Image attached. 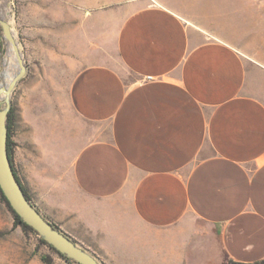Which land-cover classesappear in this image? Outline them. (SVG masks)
<instances>
[{
	"label": "crops",
	"instance_id": "obj_1",
	"mask_svg": "<svg viewBox=\"0 0 264 264\" xmlns=\"http://www.w3.org/2000/svg\"><path fill=\"white\" fill-rule=\"evenodd\" d=\"M189 12L133 8L68 83L86 127L43 216L103 264L264 260V6Z\"/></svg>",
	"mask_w": 264,
	"mask_h": 264
},
{
	"label": "rangeland",
	"instance_id": "obj_2",
	"mask_svg": "<svg viewBox=\"0 0 264 264\" xmlns=\"http://www.w3.org/2000/svg\"><path fill=\"white\" fill-rule=\"evenodd\" d=\"M151 3L167 6L185 20L192 17L193 0L191 5L190 0H0V12L9 19L26 64L10 97L13 165L31 202L47 218L55 212L48 203L53 199L49 190L65 182L67 165L80 143L77 129L86 127L70 110L68 83L90 61L98 35L133 8ZM258 4L264 6V0ZM3 48L0 29V74L6 69ZM0 83H5L2 76ZM39 237L14 225L0 196V264H45L40 254L48 255L51 264H78Z\"/></svg>",
	"mask_w": 264,
	"mask_h": 264
},
{
	"label": "water",
	"instance_id": "obj_3",
	"mask_svg": "<svg viewBox=\"0 0 264 264\" xmlns=\"http://www.w3.org/2000/svg\"><path fill=\"white\" fill-rule=\"evenodd\" d=\"M0 29L4 40L2 53L6 56L8 50H10L17 66L9 82L6 85H0V190L19 217L59 253L78 264H103L43 216L31 200L27 199L14 174L7 153L8 130L6 118L11 108L10 97L12 91L24 77L26 64L14 29L9 19L1 12Z\"/></svg>",
	"mask_w": 264,
	"mask_h": 264
},
{
	"label": "trees",
	"instance_id": "obj_4",
	"mask_svg": "<svg viewBox=\"0 0 264 264\" xmlns=\"http://www.w3.org/2000/svg\"><path fill=\"white\" fill-rule=\"evenodd\" d=\"M11 115H12V107L10 108L8 114H7V118H6V124H7V130H8V135H7V153H8V157L11 163V166L13 168L14 174L18 180V182L20 183L25 196L27 197V199H30V196L26 190V188L24 187V185L21 183L15 167L13 165V159H12V145H13V141L11 140ZM0 196L1 198L5 201V203L7 204L8 208L11 210L13 217H14V225H20L22 227V229L24 231H32L34 233H36L29 225H27L20 217L19 215L11 208V206L9 205L6 197L4 196V194L2 193V191L0 190ZM56 228L59 229V227H57V225H55L54 223H52ZM40 242L46 244L49 248L53 249L57 254H59L61 257H63L66 260H70L69 258H67L66 256H64L63 254L59 253L54 247H52L51 245H49L47 242H45L41 237H39ZM40 259L45 263V264H51V258L46 255V254H40ZM226 264H264V260L261 261H255V262H240V261H234V260H227Z\"/></svg>",
	"mask_w": 264,
	"mask_h": 264
},
{
	"label": "bare ground",
	"instance_id": "obj_5",
	"mask_svg": "<svg viewBox=\"0 0 264 264\" xmlns=\"http://www.w3.org/2000/svg\"><path fill=\"white\" fill-rule=\"evenodd\" d=\"M14 61V56L12 52L10 51L7 57H4L3 64L5 65L6 69L0 74V76L5 78V83H0V85H6L9 80L11 79L12 75L14 73L11 72L10 66L12 65V62ZM15 64V63H14ZM14 66V65H12Z\"/></svg>",
	"mask_w": 264,
	"mask_h": 264
},
{
	"label": "built area",
	"instance_id": "obj_6",
	"mask_svg": "<svg viewBox=\"0 0 264 264\" xmlns=\"http://www.w3.org/2000/svg\"><path fill=\"white\" fill-rule=\"evenodd\" d=\"M146 79H148V80H152V79H154V77L151 76V75H148V76H146Z\"/></svg>",
	"mask_w": 264,
	"mask_h": 264
}]
</instances>
